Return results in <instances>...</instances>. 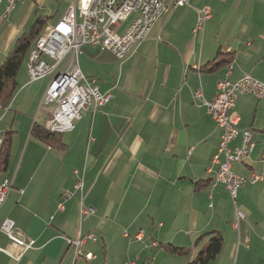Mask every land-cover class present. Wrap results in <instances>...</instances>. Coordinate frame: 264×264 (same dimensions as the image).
<instances>
[{
  "label": "crops",
  "instance_id": "1",
  "mask_svg": "<svg viewBox=\"0 0 264 264\" xmlns=\"http://www.w3.org/2000/svg\"><path fill=\"white\" fill-rule=\"evenodd\" d=\"M174 2L162 0L165 10L123 60L81 46V73L109 98L96 109L89 106L72 130L61 133L60 147L32 135L51 112L40 106L49 82L29 81L25 57L15 92L0 108V133L12 130L0 174V183L8 179L12 186L0 207V224L13 220L17 236L34 243L19 254L0 231V264H69L73 247L65 238L86 233L95 239L85 240L82 251L94 257L75 264H188L208 244L209 232L223 241L208 264H264V99L241 94L231 110L238 129L252 130L254 141L249 158L231 169L246 179L262 176L244 183L233 203L224 184L214 181L218 164L212 158L221 130L194 97L200 90L211 100L228 65L231 82L244 74L264 81V0ZM45 4L25 0L0 23V64L38 17L55 23L49 20L57 10L39 14ZM203 6L211 17L194 32L196 9ZM238 142L236 137L230 146ZM74 170L83 173L82 193L73 188ZM65 190L73 194L57 210ZM81 206L93 213L81 218ZM235 208L244 213L237 222Z\"/></svg>",
  "mask_w": 264,
  "mask_h": 264
},
{
  "label": "built area",
  "instance_id": "2",
  "mask_svg": "<svg viewBox=\"0 0 264 264\" xmlns=\"http://www.w3.org/2000/svg\"><path fill=\"white\" fill-rule=\"evenodd\" d=\"M25 0H0V23L5 20L14 7ZM188 4V0H175L174 7ZM165 10L162 0H72L62 16L52 24H46L37 37V46L31 49V56L26 61V72L30 82L40 80L50 75L54 68L63 66L54 74L40 100V106L51 108L49 117L44 123V129L53 133H64L74 128L75 121L82 113L93 106H102L109 95L99 92L94 79L86 78L78 65L82 45H91L101 50H108L116 59L123 60L145 38L152 24ZM197 17L194 32L202 31L211 17L206 6L196 9ZM133 19L123 32L118 33L116 27L128 16ZM53 61L48 63L45 59ZM226 76L217 82L216 93L211 100H205L200 90L194 92V97L202 101L207 113L221 130L220 142L213 163L218 164L214 181L224 184L230 198L235 203L238 189L247 181L254 183L262 179L259 174L252 173L249 179L244 178L231 169L233 163H240L249 158L254 147L253 132L250 129L239 130L238 118L231 114L238 97L241 94H252L258 99H264V81L256 80L249 74H244L237 81L231 82ZM239 137L237 145L230 143ZM2 135L0 133V146ZM222 155V159L219 156ZM264 157V155H263ZM76 181L73 188L82 193L83 173L74 170ZM12 182L8 179L0 187V207L5 202ZM71 190H65L56 204L57 210L64 208V203L72 196ZM93 213L89 207H80V217L85 218ZM236 222L244 218L242 210L235 208ZM0 231L15 244L19 254L33 247V240H23L17 236L14 222L5 218L0 224ZM141 231L137 234L140 236ZM139 238V237H138ZM87 239H95L94 234L77 235L76 238H65L73 247L72 260L75 264L82 258L90 260L94 255L84 253L82 246ZM128 261L125 264H132Z\"/></svg>",
  "mask_w": 264,
  "mask_h": 264
},
{
  "label": "trees",
  "instance_id": "3",
  "mask_svg": "<svg viewBox=\"0 0 264 264\" xmlns=\"http://www.w3.org/2000/svg\"><path fill=\"white\" fill-rule=\"evenodd\" d=\"M46 24L44 17H38L21 37L18 38L14 48L7 54L0 64V108H5L10 102L16 89V74L21 69L24 59L29 54L38 35ZM2 144L0 146V174L6 169L11 147L12 130L1 133ZM32 135L49 146L60 147L62 145L60 134L49 132L43 126L35 124ZM208 244L199 250L193 261L188 264H208L219 253L222 246V236L217 232H209ZM176 253H179L176 251Z\"/></svg>",
  "mask_w": 264,
  "mask_h": 264
},
{
  "label": "rangeland",
  "instance_id": "4",
  "mask_svg": "<svg viewBox=\"0 0 264 264\" xmlns=\"http://www.w3.org/2000/svg\"><path fill=\"white\" fill-rule=\"evenodd\" d=\"M72 0H46V4L43 6V9L39 12L40 15H49L48 10H50L52 13H54L56 10L57 12H55L52 16V18H50V22H56L60 16L64 13V11L66 10L65 8H67V6L69 5V3H71ZM48 59V58H45ZM53 63V61H52ZM64 63V62H63ZM63 63H61L58 68L60 69L63 66ZM51 64V62H50ZM26 65V62H25ZM47 79V82H50V80L52 79V77L50 75L45 76ZM86 218V217H85Z\"/></svg>",
  "mask_w": 264,
  "mask_h": 264
},
{
  "label": "bare ground",
  "instance_id": "5",
  "mask_svg": "<svg viewBox=\"0 0 264 264\" xmlns=\"http://www.w3.org/2000/svg\"><path fill=\"white\" fill-rule=\"evenodd\" d=\"M33 46H37V39H36V41H35V43H34V45ZM31 56V50L29 51V54H28V56H27V60H28V57H30ZM4 183V180L0 183V187H1V185Z\"/></svg>",
  "mask_w": 264,
  "mask_h": 264
}]
</instances>
